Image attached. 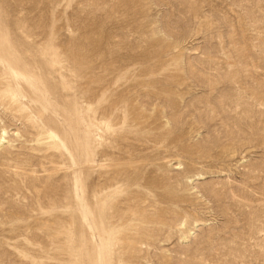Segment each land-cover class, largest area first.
<instances>
[{
    "label": "rangeland",
    "instance_id": "rangeland-1",
    "mask_svg": "<svg viewBox=\"0 0 264 264\" xmlns=\"http://www.w3.org/2000/svg\"><path fill=\"white\" fill-rule=\"evenodd\" d=\"M0 34L27 72L50 54L78 85L86 184L139 230L115 264H264V0H0ZM7 72L0 58V264H76L73 167L4 100Z\"/></svg>",
    "mask_w": 264,
    "mask_h": 264
},
{
    "label": "bare ground",
    "instance_id": "bare-ground-1",
    "mask_svg": "<svg viewBox=\"0 0 264 264\" xmlns=\"http://www.w3.org/2000/svg\"><path fill=\"white\" fill-rule=\"evenodd\" d=\"M14 43L16 42L13 38L0 34V58L6 60L13 71L7 72L10 75L5 86L8 99L4 100H9L10 104H15L23 111L30 127L37 131L38 142L42 146L54 147L61 157L70 162L71 168L73 167L71 172L67 169L59 171L64 173L62 177L68 179L67 191L66 193L64 191L66 211L77 216V220H73L72 229L68 233L69 243L72 245L69 261L76 260V264H115L118 249H127L134 239V234L139 235V230L132 229L135 219H128L127 216L122 215L123 213L115 212L118 209L114 210L113 205L108 203L106 196L102 193L105 187H99L96 183L86 184L89 175L95 172L93 149L95 140L93 126L84 125L87 115L82 109L80 97L77 94L78 85H73L67 78L70 72H51L55 60L50 54L47 59L45 58L46 61L41 63L39 72H27L26 69L32 68L23 67L24 61L19 60ZM7 137V131L2 128L0 149L10 145ZM48 176L50 175L46 178ZM191 180L189 178L190 183ZM46 194H44L46 202H51ZM122 197L123 202L129 199H127L129 195ZM54 201L55 198L53 203ZM181 225L183 226L184 223ZM188 235H184V238H188Z\"/></svg>",
    "mask_w": 264,
    "mask_h": 264
}]
</instances>
